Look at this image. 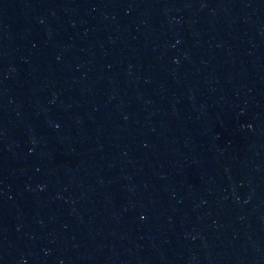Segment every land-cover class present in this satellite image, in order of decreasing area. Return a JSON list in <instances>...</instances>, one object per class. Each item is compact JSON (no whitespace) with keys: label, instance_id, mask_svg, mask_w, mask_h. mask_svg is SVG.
<instances>
[{"label":"water","instance_id":"water-1","mask_svg":"<svg viewBox=\"0 0 264 264\" xmlns=\"http://www.w3.org/2000/svg\"><path fill=\"white\" fill-rule=\"evenodd\" d=\"M0 264H264V0H0Z\"/></svg>","mask_w":264,"mask_h":264}]
</instances>
